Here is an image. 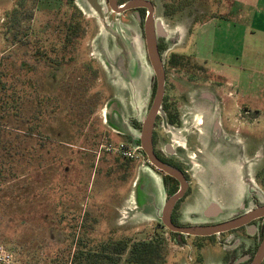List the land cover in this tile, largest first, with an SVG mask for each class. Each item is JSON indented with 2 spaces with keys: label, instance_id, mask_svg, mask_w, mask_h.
Here are the masks:
<instances>
[{
  "label": "rangeland",
  "instance_id": "374dc122",
  "mask_svg": "<svg viewBox=\"0 0 264 264\" xmlns=\"http://www.w3.org/2000/svg\"><path fill=\"white\" fill-rule=\"evenodd\" d=\"M195 6L189 15L164 19L170 38L189 18L193 28L210 18L205 7ZM185 34H176L177 45L167 44L166 63L188 41ZM191 47L190 41L185 52ZM37 49L47 52L49 60H37ZM192 57L187 66L202 68ZM0 71L11 93L25 92L20 121H10L21 131V141L25 139L21 166L0 187V264H70L79 251L104 255L101 264H113L107 256L115 264H127L132 248L141 243L158 250L153 264L202 262V253L193 252L189 259L190 251L162 228L167 196L161 175L139 162L137 153L126 159L120 150L137 131L132 123L147 116L155 90V73L137 21L126 22L108 11L101 17L85 0H0ZM202 72L208 73L198 74L207 85L191 89L186 75L177 77V83H188L193 97L195 89L213 90L210 81L217 77ZM219 106L212 110L214 116L221 114ZM244 112L239 109L238 114L249 121L257 116ZM202 120L199 115L195 123L204 131ZM259 124L254 162L251 153L244 156V164L230 158L225 160L226 172L212 178L240 184L247 197L244 212L264 205V123ZM239 138L245 144L244 136ZM193 162L191 173L202 181L208 169ZM229 194L225 203L232 206L238 191L233 188ZM223 237L227 251H238V256L243 252L236 243L250 248L256 243L240 233ZM120 244L127 245L126 251L115 255L113 249ZM209 247L203 252L206 264L221 263L212 261L221 251L208 254ZM83 264H91L89 258Z\"/></svg>",
  "mask_w": 264,
  "mask_h": 264
},
{
  "label": "flooded vegetation",
  "instance_id": "af4514ba",
  "mask_svg": "<svg viewBox=\"0 0 264 264\" xmlns=\"http://www.w3.org/2000/svg\"><path fill=\"white\" fill-rule=\"evenodd\" d=\"M158 1L159 0H106V4L102 5L100 0H95L102 15L105 14V11H108L110 15L121 16L126 22L137 21L139 23L146 43L150 64L151 60L148 50L147 34L148 30L154 32L157 44V58L160 62V68L164 79L161 103L153 116L152 130L149 138L143 141V131L145 124L154 112L158 99L159 84L156 74L155 90L147 116L141 123H132L137 131L129 136V145H125L124 147L132 152L131 159L134 156L133 154L137 153L135 158H138L139 162H143L150 167V170L158 172L161 175L162 185L167 196L165 204L173 197L180 195L170 212L169 222L172 226L182 229L218 227L225 223L236 221L249 212L243 213V211H239L238 214L224 220L220 219L223 216L221 211L220 213H215L214 210L210 208L200 213L190 212L192 202L200 200L198 190L196 189L197 181L194 174L191 173L194 170V166L192 167L191 165H195V162H193L194 160L202 162L204 166L210 168V166H208L210 164L207 163L208 155L205 154L206 151L216 144L225 145V147L232 146L234 141H237L234 139L240 135L244 136V140H246V154L249 155L250 149L247 146L250 141V133L248 126L245 124L248 123V118L246 119L240 114L242 120L245 121L242 122V120L239 121L236 117H233L234 115L232 114L234 108L239 107L241 110L243 109L245 111V115H249L248 108L238 100L237 91L234 96L233 94H228V89L225 90L227 91L226 93L224 91L221 92L223 85L220 84L217 79V82L210 81L212 83L210 87H212L213 90L205 89L196 92L197 90L195 89V95L194 97L192 96L193 94L190 92V89H188V85L190 84L191 89L195 87L199 88L201 85H207L208 80L205 79L204 83L201 82L202 77H199L201 75L198 74L204 76L208 73L202 72V70L205 69L204 67H202L203 69L201 67L195 69L188 67L187 64L190 61V56L180 51H173L167 58V63L165 62L164 55L166 53L165 49L167 48V44L172 43L173 45H177L178 40L170 38L167 35L168 26L165 25L164 19L173 20L174 16L166 15L164 3L159 4ZM85 2L94 10L88 0H85ZM160 14L161 16H159ZM98 15L100 16V14ZM159 27H161L162 32L158 31ZM115 42L121 43L119 39ZM181 75H186L189 84L187 83L184 86L177 83L178 79L176 78H180ZM177 91H180V93ZM224 97L226 101L223 102ZM219 104L221 114L217 119H213L212 110L216 109V106ZM199 115L203 118L201 124L204 125V131L195 123ZM186 124L188 128L184 127ZM245 135H247V138ZM147 149H149L152 157L157 162L175 170L179 174V178L158 169L151 162ZM228 150L227 148L226 153L223 152V154L220 153L217 155L216 159L219 162V166H221L220 162L223 160L233 158ZM234 150L235 148H233L232 151ZM124 158L128 159L129 157L124 156ZM187 160L189 162H187ZM262 207H264V205L259 206V208ZM163 209L161 214L162 228L168 231V235H170L174 243L181 247H186L187 251H190L189 259L193 252L202 253V262L196 264L207 263L204 260L205 255L203 254L207 245L210 246L208 254H211L214 250H220L222 253L220 258H213L212 261L215 263L221 261L219 264H264V255L258 260L259 251L264 243V216L253 219L246 225L225 232L196 235L181 233L168 228L162 221ZM184 209H186V211ZM232 233L246 235L256 240V243L251 248L246 247L243 243H236L238 244L236 248H239V251L243 252L241 256H238V251L236 253L227 251L226 244L222 243L223 235H234ZM233 239L234 238H232L231 242ZM228 245L231 246L230 243ZM196 257L198 258L199 256L196 255Z\"/></svg>",
  "mask_w": 264,
  "mask_h": 264
},
{
  "label": "crops",
  "instance_id": "0c3cea01",
  "mask_svg": "<svg viewBox=\"0 0 264 264\" xmlns=\"http://www.w3.org/2000/svg\"><path fill=\"white\" fill-rule=\"evenodd\" d=\"M196 9V6H193L177 16L189 15ZM191 19L189 18L186 24L174 28L173 38L179 39L180 37L176 34L181 30L186 32L184 40L188 41L183 42L180 52L192 55L197 63L220 79V84L223 85L221 92L227 88L237 91L238 100L247 106L249 115L257 113V116L249 118L251 121L247 119L250 133L247 147L250 149L251 160L254 162L259 154V151L255 149L256 141L259 139L255 127L258 123H264V0H226L217 18H208L194 28ZM190 41L192 47L189 52H185ZM217 53L221 55L216 56ZM224 101H226L225 97ZM239 109V107L234 108L232 114L237 112L236 118L240 121L242 118L239 116L240 113L238 114ZM219 116L212 115L213 119ZM234 140L237 141H234L232 146H226L234 157L231 161L244 164V156L247 155L246 145L240 141L239 136ZM213 146L205 153L208 155L207 163L210 164L208 165L210 168H207L202 181L196 179V189L200 200L196 201L197 206L192 205L190 212H204L212 205H217L220 206L223 216H234L239 213L247 197L238 183L236 185L240 188L239 198L232 206L225 203L234 183L216 181L212 178L226 172L224 167L227 162L223 160L219 166L216 157L220 153H226L227 148L225 145ZM232 147L235 148L234 151Z\"/></svg>",
  "mask_w": 264,
  "mask_h": 264
},
{
  "label": "trees",
  "instance_id": "16d2710c",
  "mask_svg": "<svg viewBox=\"0 0 264 264\" xmlns=\"http://www.w3.org/2000/svg\"><path fill=\"white\" fill-rule=\"evenodd\" d=\"M224 1L226 0H168L164 3V9L166 15L176 16L188 8L199 5L205 7V12L210 18H217ZM9 28L12 31L15 30L14 27ZM14 34L17 35V30ZM47 54V52L43 53L40 49H37L36 59L42 60L47 57V60H49ZM4 76V73L0 71V187L4 186L16 174L15 169L21 166V143L25 142V139L21 141L23 138L21 131L10 123L11 119L16 123L20 121L24 109L22 104L25 92L14 91L11 93L8 81L4 79ZM34 131H37V129H34ZM126 248L127 245L124 247L120 244L113 249L114 254L121 255ZM157 251L152 244L141 243L135 245L127 264H153L154 255L157 254ZM102 256L104 255H98L91 251L87 254L79 251L73 255L70 264H83V261L87 258H89L91 264H101ZM106 258L113 264L117 261L109 256Z\"/></svg>",
  "mask_w": 264,
  "mask_h": 264
},
{
  "label": "water",
  "instance_id": "95a60500",
  "mask_svg": "<svg viewBox=\"0 0 264 264\" xmlns=\"http://www.w3.org/2000/svg\"><path fill=\"white\" fill-rule=\"evenodd\" d=\"M90 2V4L92 5L93 9L100 14V16L102 17V12L99 8V6L97 5V3L95 2V0H88ZM159 32H162L161 27L158 28ZM148 50H149V56H150V60H151V64H152V68L154 70V73L157 75L158 77V84H159V92H158V99L155 105V109L154 112L152 113V115L150 116V118L148 119L147 123L144 126V138L143 141H145L146 139L149 138L150 134H151V130H152V121H153V116L156 113L157 108L159 107L160 103H161V99H162V93H163V86H164V79H163V74H162V70L161 68L158 66V58H157V44H156V39L154 36V32L151 30H148ZM147 152L149 153L151 162L160 170L164 171L165 173L177 177L179 178V174L173 170L172 168L165 166L159 162H157L151 155V152L149 151V149H147ZM180 196V195H179ZM179 196H175L172 199H170L164 206L163 209V217H162V221L163 223L170 228L173 231H178L181 233H186V234H196V235H209L212 234L214 232H225L228 230H232L235 228H238L240 226L246 225L248 224L250 221H252L253 219H256L258 217H263L264 216V207L262 208H257L253 211H250L249 213L244 214L240 219L236 220V221H232L229 223H225L221 226L218 227H211V228H193V229H182V228H175L174 226H172L169 222V216H170V212L176 202V200L179 198ZM219 207V208H217ZM244 203L241 206V212H244ZM210 209H213L214 212H219L221 211L220 206L217 205H212L210 207ZM222 212V211H221ZM264 255V243L259 251V255H258V260L261 259V257Z\"/></svg>",
  "mask_w": 264,
  "mask_h": 264
},
{
  "label": "built area",
  "instance_id": "2783aa9c",
  "mask_svg": "<svg viewBox=\"0 0 264 264\" xmlns=\"http://www.w3.org/2000/svg\"><path fill=\"white\" fill-rule=\"evenodd\" d=\"M121 153L123 154V156H126V157H131L132 156V152L127 150L126 148H124V146L122 145L121 146Z\"/></svg>",
  "mask_w": 264,
  "mask_h": 264
},
{
  "label": "bare ground",
  "instance_id": "6f19581e",
  "mask_svg": "<svg viewBox=\"0 0 264 264\" xmlns=\"http://www.w3.org/2000/svg\"><path fill=\"white\" fill-rule=\"evenodd\" d=\"M158 66H159V67H161V65H160V62H159V61H158ZM233 188H234V189H237V191H238V194H237V196L235 197V200H234V202H235V201L237 200V198H239L240 188H239V187H237V185H236V184H234Z\"/></svg>",
  "mask_w": 264,
  "mask_h": 264
}]
</instances>
